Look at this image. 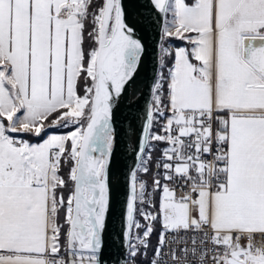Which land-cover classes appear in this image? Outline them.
Instances as JSON below:
<instances>
[{
  "label": "snow or ice",
  "instance_id": "snow-or-ice-1",
  "mask_svg": "<svg viewBox=\"0 0 264 264\" xmlns=\"http://www.w3.org/2000/svg\"><path fill=\"white\" fill-rule=\"evenodd\" d=\"M0 264H264V0H0Z\"/></svg>",
  "mask_w": 264,
  "mask_h": 264
},
{
  "label": "rangeland",
  "instance_id": "rangeland-1",
  "mask_svg": "<svg viewBox=\"0 0 264 264\" xmlns=\"http://www.w3.org/2000/svg\"><path fill=\"white\" fill-rule=\"evenodd\" d=\"M65 131H67V130H65Z\"/></svg>",
  "mask_w": 264,
  "mask_h": 264
}]
</instances>
